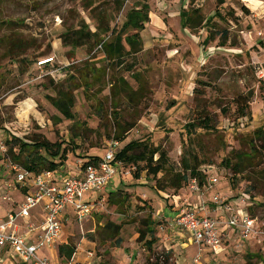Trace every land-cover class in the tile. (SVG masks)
<instances>
[{"label": "rangeland", "instance_id": "rangeland-1", "mask_svg": "<svg viewBox=\"0 0 264 264\" xmlns=\"http://www.w3.org/2000/svg\"><path fill=\"white\" fill-rule=\"evenodd\" d=\"M120 2L117 8L115 0H0V214L17 194L12 166L22 167L31 152L19 153L13 136L60 143L67 160L58 170L75 172L121 135L116 151L131 140L159 147L178 171L183 163L199 164L203 183L174 188L173 174L160 173L157 189L145 173L133 177L135 166H123L105 189L85 194L99 197L95 211L65 224L61 245L75 246L78 264H264V0ZM144 2L149 21L139 32L142 47L122 64L108 62L98 44H62L79 20L94 31L98 13L111 16L118 31L128 10ZM185 12L195 16L192 23ZM40 56H54V64L36 67ZM60 84L75 96L72 120H58L48 99ZM246 98L247 115L238 117ZM205 114L212 129L188 132ZM110 192L119 204L108 201ZM216 198L247 211L254 229L248 236L226 233L217 252L204 249L198 256L197 247L193 253L182 244L171 211L208 206L215 216L221 212ZM145 219L155 222L151 248L150 236L142 234ZM107 222L121 225L117 235L103 232ZM88 251L93 258H85ZM0 264L17 263L0 256Z\"/></svg>", "mask_w": 264, "mask_h": 264}, {"label": "built area", "instance_id": "built-area-1", "mask_svg": "<svg viewBox=\"0 0 264 264\" xmlns=\"http://www.w3.org/2000/svg\"><path fill=\"white\" fill-rule=\"evenodd\" d=\"M54 56L37 60L38 68L53 65ZM118 140H113L109 148L100 159L94 163H87L78 174H66L60 181L54 179L52 171L44 170L38 174L27 171L22 167L12 166L14 173L13 182L19 187L31 188L20 204L18 210L11 211L5 216L0 215V247H5L24 264H77L72 261L51 260L48 256L41 254L44 249L51 253L56 248V242L60 237L63 225V216L66 212L72 214L76 223L88 218L98 205L96 201H85V194L93 191H101L106 188L111 179L119 174L123 164L115 160ZM4 148L0 139V149ZM213 178L212 181H216ZM189 185L197 189L198 179L190 178ZM6 199V197H4ZM216 207L223 212H228V217L198 215L196 208L182 205L176 209L172 224L179 230L189 235L200 252L206 248L217 252L222 241L221 226L238 229L241 236H248L254 229L255 220L245 212L232 210L230 205L223 204L217 198L214 200ZM43 203V220L40 225V233L34 242L27 241L24 234L18 232V218L28 219L31 210L39 203ZM34 229L33 224L28 225ZM88 257L93 255L88 251Z\"/></svg>", "mask_w": 264, "mask_h": 264}, {"label": "trees", "instance_id": "trees-1", "mask_svg": "<svg viewBox=\"0 0 264 264\" xmlns=\"http://www.w3.org/2000/svg\"><path fill=\"white\" fill-rule=\"evenodd\" d=\"M115 4L117 5V8H120V0H115ZM241 9L245 13H249V10L244 6H242ZM185 15H187L186 12ZM98 18L99 20L94 31L90 30L89 25L84 20H79L76 26L67 28L66 33L61 37L62 44L64 46H70L73 49L90 43L98 44L100 45L105 59L108 62H114L115 64H122L121 59L124 55L135 54L140 51L142 47V39L139 32L144 28L145 23L149 21V5L147 2L129 9L126 13L125 20L118 31L116 28H112L110 24L111 16L105 15V13H98ZM194 18L195 16L191 17L187 15V22L192 23ZM208 21L209 19H207L206 22ZM131 30H134V32L129 33ZM124 32H126L125 35H123ZM124 42L129 46V50L125 49ZM41 58H43V56H40L35 60L34 65L36 67H38L37 60ZM54 92L55 95H49L48 99L51 102V105L61 115V117L56 116V118L58 120L60 118L72 120L74 118V113L72 111L75 104L74 94H72L70 89L63 84L56 86ZM248 103L249 100L246 98L245 103L238 104L236 110L238 117H244L247 115L246 109ZM210 123L211 120L208 118V115L205 114L204 116H199L196 122L188 124L187 130L188 132H191L195 127L212 129L213 126ZM258 131L262 132V129H259ZM115 139L123 141L124 137L118 135ZM12 140L19 144V153H21V151L31 150L21 162V166L23 169L33 172L34 174H38L44 170L56 172L67 160V150L65 147H62L60 143L50 142L46 138H38L33 139L31 142H26L17 136H13ZM18 155H16V159H20ZM155 155H157L156 158ZM100 157L101 156H94L87 159L83 166L87 163H96ZM115 160L121 161L123 166H135L137 169L134 172L133 177L136 179L140 178L141 173H145L147 177L154 179V181H156L155 187L157 189H161V186H159V178H157L160 173L162 176L170 173L173 174L171 185L174 188H180L184 183L189 181L190 178L194 177L198 179V184L201 186L205 176L199 169V164L196 163L192 166H187L183 163L184 170H176L169 162V157L163 149L159 147H150L147 143L136 140H131L118 150L115 155ZM115 195L116 192H110L108 195V201L112 204H119L120 201L115 200ZM144 224L145 228L142 234L144 235L145 233L150 236L149 240H146V243L148 244V247L151 248L152 243L154 242L153 234L155 222L152 219H145ZM120 229V224L107 222L104 226L103 232H112L111 234L117 235ZM74 252L75 246L72 245L66 244L58 247V255L62 261H69Z\"/></svg>", "mask_w": 264, "mask_h": 264}, {"label": "crops", "instance_id": "crops-1", "mask_svg": "<svg viewBox=\"0 0 264 264\" xmlns=\"http://www.w3.org/2000/svg\"><path fill=\"white\" fill-rule=\"evenodd\" d=\"M255 5V4H253ZM257 6V5H255ZM264 6V5H263ZM263 6H260L259 9ZM63 166V165H62ZM61 166V167H62ZM78 170H76L75 172H67L65 170H62V169H59L58 171L56 172H53L54 174V179L56 181H60L64 175L66 174H73V175H76L78 174ZM17 194L14 195V202H13V206H11V208H6V212L0 214L1 216H5L7 215L9 212L11 211H16L18 210L20 204L25 200L27 194L29 192H31V188H26V187H19L18 189H15ZM99 197L97 198H94L93 200H87L85 197H84V200L85 201H96L98 200ZM195 205V204H194ZM42 206H43V203H39L37 206H35L31 212H30V217L28 219H25V218H18L16 220V223L18 224V232L20 234H24L27 238V241L29 242H34V240L36 239L37 235L41 232L40 231V225H41V222L43 220V211H42ZM179 206L177 205L171 212V215H170V218L173 219V217L175 216V213H176V209L178 208ZM96 209V208H95ZM218 209V208H217ZM243 210V209H242ZM95 211V210H94ZM93 211V212H94ZM236 211V210H235ZM92 212V213H93ZM196 212L198 213V215H208V216H213V215H210L211 214V211L209 210V207L208 206H200L199 208L196 209ZM237 212H241L240 209L237 210ZM242 212H245V213H248L247 211L243 210ZM214 214H215V217H223V219H226L228 217V214H224L221 212H219V210H215L214 211ZM220 215V216H219ZM71 222H75L74 220V217L72 214H69L68 212L65 213V215L63 216V225H62V231H61V234H60V237L59 239L57 240L56 242V246H60L62 243H64V241L66 242V240H64L63 236H64V227H65V224H68V223H71ZM29 224H33L35 227L34 229H29L28 225ZM176 229V228H175ZM177 230H179L177 228ZM180 232H177L178 235L180 237H184L186 239V242H183L182 244L183 245H186L188 247H190V250L194 253L196 251V244L192 241V239L189 237V235L187 233H185L184 231L180 230ZM238 231V229H234V228H226L224 226H221V232H222V239L225 237L226 233L227 234H231L233 232H236ZM239 232V231H238ZM58 243L60 245H58ZM55 246V247H56ZM58 247L54 248V252L51 253L49 250H42L40 253L43 254V255H46L48 256L51 260H61L59 259V255H58ZM205 250H208L209 252H211L210 249L206 248ZM93 252V251H92ZM88 253V252H87ZM86 253V259L88 258H93L94 257V252H93V255L91 257H88ZM0 256H4L6 259H9L10 261H13L14 263H17V264H23L21 263L15 256L14 254L11 252V250L5 248V247H0ZM77 256V258H75ZM72 261L74 263H82V262H78V261H81L80 260V257L78 256V252H74L73 256H72Z\"/></svg>", "mask_w": 264, "mask_h": 264}]
</instances>
